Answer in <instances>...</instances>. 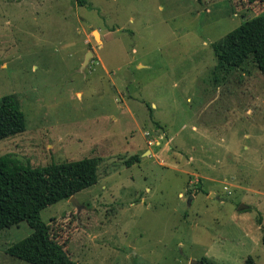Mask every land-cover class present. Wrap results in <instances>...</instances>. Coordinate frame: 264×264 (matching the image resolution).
<instances>
[{
	"label": "rangeland",
	"instance_id": "obj_1",
	"mask_svg": "<svg viewBox=\"0 0 264 264\" xmlns=\"http://www.w3.org/2000/svg\"><path fill=\"white\" fill-rule=\"evenodd\" d=\"M263 10L0 0V98L25 119L0 156L98 159L76 204L39 215L74 264H264V76L251 59L214 73L211 49ZM30 234L25 222L1 231L0 264H27L5 250Z\"/></svg>",
	"mask_w": 264,
	"mask_h": 264
},
{
	"label": "trees",
	"instance_id": "obj_2",
	"mask_svg": "<svg viewBox=\"0 0 264 264\" xmlns=\"http://www.w3.org/2000/svg\"><path fill=\"white\" fill-rule=\"evenodd\" d=\"M247 1L260 2L264 6V0ZM211 49L215 59L214 73L226 74L229 69L251 59L264 76V10L213 43ZM24 129V114L15 100L11 96L1 97L0 140L19 134ZM131 159L138 161L136 156ZM129 164L130 160L126 162V165ZM97 168L96 158L51 162L31 168L12 155L0 156V232L21 222L31 229L29 236L7 247L6 254L27 264H74L39 215L47 206L68 201L95 185ZM243 264L255 262L247 257Z\"/></svg>",
	"mask_w": 264,
	"mask_h": 264
},
{
	"label": "crops",
	"instance_id": "obj_3",
	"mask_svg": "<svg viewBox=\"0 0 264 264\" xmlns=\"http://www.w3.org/2000/svg\"><path fill=\"white\" fill-rule=\"evenodd\" d=\"M153 134H154L155 138L157 139L154 144L155 145H158L159 144L158 140L161 139L162 135L161 134H158V132H156L154 130H153ZM145 154H148V156H150V157H152V155H154V153L151 152L150 149L146 150L145 151Z\"/></svg>",
	"mask_w": 264,
	"mask_h": 264
},
{
	"label": "water",
	"instance_id": "obj_4",
	"mask_svg": "<svg viewBox=\"0 0 264 264\" xmlns=\"http://www.w3.org/2000/svg\"><path fill=\"white\" fill-rule=\"evenodd\" d=\"M94 33H96V32H94ZM96 34H97V33H96ZM94 37H95V36H94ZM86 57H87V55L85 56V58H86ZM69 201L72 202L73 204H76V202H75V200H74L73 197H70V198H69ZM244 207H245V206H242V205H241V206H239L238 210H240L241 208H244Z\"/></svg>",
	"mask_w": 264,
	"mask_h": 264
}]
</instances>
